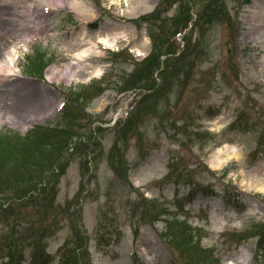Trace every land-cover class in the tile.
I'll list each match as a JSON object with an SVG mask.
<instances>
[{
	"label": "rangeland",
	"instance_id": "374dc122",
	"mask_svg": "<svg viewBox=\"0 0 264 264\" xmlns=\"http://www.w3.org/2000/svg\"><path fill=\"white\" fill-rule=\"evenodd\" d=\"M14 48L22 81L0 82L16 121L0 123V152L60 124L65 101L82 127L56 163L0 186V264L14 241L29 255L40 229L51 264L68 240L81 264H264V0H0V62ZM32 54L46 65L36 76ZM34 90L50 95L45 113L11 111ZM221 150L235 157L214 169Z\"/></svg>",
	"mask_w": 264,
	"mask_h": 264
},
{
	"label": "trees",
	"instance_id": "16d2710c",
	"mask_svg": "<svg viewBox=\"0 0 264 264\" xmlns=\"http://www.w3.org/2000/svg\"><path fill=\"white\" fill-rule=\"evenodd\" d=\"M73 113L74 112L72 110V107L67 106V108L64 110L63 112L64 122L67 124L64 130L40 128L37 132H34L32 135L28 136L23 142L24 146L22 148V152H20L23 155L18 163H13L10 159L5 160L1 156L0 175H2L3 171L7 174H12V175L8 180L7 179L2 180L0 186H3L4 188L8 189L11 188L12 186H18L19 183H23V182H27V180H31L32 175L34 173L33 169H37L41 167L43 169L45 168V165H48L44 162V160H49L48 163L50 164L56 163L52 160L53 152L66 148L69 143V140H71V138L74 136L75 132H73V127L75 129L78 127L77 119L75 118ZM63 134L65 135V137L60 141L58 137H61ZM36 150L38 151L48 150V151L45 153V156L42 155V160H41L38 159L40 157L34 155V152H36ZM19 168L24 169L25 172L21 174L17 173L14 176L13 169L19 170ZM170 169L171 171L168 177L171 179L173 173L174 172L176 173V167L170 164ZM185 175L187 176V174L184 173L178 174L179 181L185 179L184 177ZM189 179H191V177H189ZM34 246H35V251L31 255L32 264H49L50 258L44 252L41 242L37 241L36 239L34 241ZM65 248L63 250L64 259H66V256H68V258H71V260L69 261H72L75 264H80V261L77 260L76 256L72 254L69 246L67 245ZM10 257L12 259H15V255L10 254Z\"/></svg>",
	"mask_w": 264,
	"mask_h": 264
},
{
	"label": "bare ground",
	"instance_id": "6f19581e",
	"mask_svg": "<svg viewBox=\"0 0 264 264\" xmlns=\"http://www.w3.org/2000/svg\"><path fill=\"white\" fill-rule=\"evenodd\" d=\"M68 3H70L72 0H67ZM64 8H72L75 9L71 4L65 5ZM79 15H83L85 17V10L84 9H75ZM102 44L105 46H110L111 44L107 42L106 39L102 40ZM18 48H14L11 51H7L6 55L7 57L3 58L0 62V66H4L6 69L5 79H0V82H2L3 85H7V87H12L18 83H20L22 80L19 78V74L16 73V68L14 67L16 55ZM96 54V46L92 45L89 48L82 49L81 51L77 52L75 54V58L82 59L84 57H88L89 55ZM3 68H0V72ZM53 69V68H52ZM51 69V70H52ZM51 70L48 71V73H52ZM103 72V69H96L92 72L93 76H100ZM3 76V75H2ZM7 77V78H6ZM2 101V97H0V103ZM8 105V103H6ZM52 101L50 98V95L47 91H27L26 93L22 94L21 96H16L15 100L12 101L11 104L8 105V107L11 109V111H14L18 114L19 117L22 118V116L25 117H31V113H38L43 114L45 113L48 108L51 106ZM61 103H59L56 106H60ZM1 106V105H0ZM26 119V118H25ZM15 121L14 118L5 117L2 115V109L0 108V123L1 124H7L11 123L13 124ZM235 157V153L231 150H221L216 153V155L211 160V166L214 169L221 168L230 158ZM260 189L264 190V187H260Z\"/></svg>",
	"mask_w": 264,
	"mask_h": 264
}]
</instances>
